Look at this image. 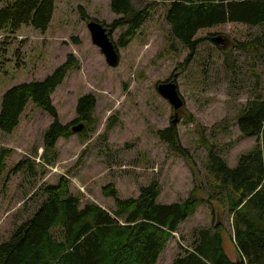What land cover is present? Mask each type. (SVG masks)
Masks as SVG:
<instances>
[{"label":"rangeland","instance_id":"1","mask_svg":"<svg viewBox=\"0 0 264 264\" xmlns=\"http://www.w3.org/2000/svg\"><path fill=\"white\" fill-rule=\"evenodd\" d=\"M169 2L156 3L126 48L117 45L122 31H112L110 37L120 53L115 68L94 45L88 28L91 20L111 27L121 18L112 12L111 0H57L45 34L25 26L15 33H0V110L7 90L43 81L73 55L79 66L52 95L53 104L61 123L71 125L79 118V98L91 94L97 102L98 120L87 139L75 133L60 139L57 160L51 165L42 160V154L44 135L53 119L41 109L30 104L12 134L0 132V151L12 152L0 179V244L39 208L45 198L41 189L56 185L62 176L83 205L95 203L109 210L115 209V202L104 196L106 187L114 186L122 199L137 198L142 186L158 180L159 203H181L194 195L201 204L180 225L157 264H173L183 254L179 245L192 248L198 232L214 231L218 220L227 255L238 259L233 218L226 205L210 200L214 187L208 182V152L199 144L198 130L205 129V137L231 168L256 147V138L241 135L237 118L256 94L264 97V27L228 23L201 30L196 36L201 44L187 62L190 51L186 46L171 48L174 39L166 19ZM134 3L144 6L148 1ZM215 38L224 42L217 43ZM257 39L263 46L255 43ZM240 45L247 46L242 49ZM171 82L177 84L184 102L180 112L158 91L161 84ZM175 119H179L177 124ZM110 124L115 125L108 130ZM172 124L177 125L180 147L187 151L184 155L157 135ZM20 162H25V169L12 173Z\"/></svg>","mask_w":264,"mask_h":264},{"label":"trees","instance_id":"2","mask_svg":"<svg viewBox=\"0 0 264 264\" xmlns=\"http://www.w3.org/2000/svg\"><path fill=\"white\" fill-rule=\"evenodd\" d=\"M142 1L148 3L137 6L134 0H111L112 12L121 16L111 25L112 30L122 31L118 47L126 48L137 37L160 0ZM56 2L0 0V4L5 3L0 9V33L4 30L15 33L25 26L45 34L53 21ZM81 14L87 19L84 9ZM166 19L174 39L171 48L178 50L177 44L186 46L190 51L188 62L201 44V39L196 38L201 30L228 23L264 27V0H170ZM255 43L261 44L259 39ZM78 66L77 59L70 55L43 81L13 86L2 98L0 132L3 134L10 135L19 127L30 104L53 119L44 135L42 160L47 165L57 160L58 141L73 136V124H85L77 133L83 139L97 127V102L91 94L79 98L76 106L79 118L71 125L61 123L52 101V95L68 73ZM237 120L241 135L256 138L257 145L240 157L235 168L229 167L217 154L216 146L205 137V129L198 131L199 144L208 152V182L214 187L210 188V200L226 205L233 218L238 259L233 261L227 255L223 231H220L222 224L218 220L214 231L198 232L192 248L179 245L183 254L173 264H264V97L256 94ZM114 125H108V130ZM157 135L173 151L187 153L180 147L177 125L159 130ZM11 154L6 149L0 151V179ZM24 169L25 162H20L12 173ZM41 192L45 198L39 208L0 244V264H157L180 225L201 204L194 195L181 203H159L158 180L142 186L137 198L122 199L114 186L106 187L104 196L115 202L112 210L95 203L83 205L71 193L70 181L64 176L56 185L44 186Z\"/></svg>","mask_w":264,"mask_h":264},{"label":"water","instance_id":"3","mask_svg":"<svg viewBox=\"0 0 264 264\" xmlns=\"http://www.w3.org/2000/svg\"><path fill=\"white\" fill-rule=\"evenodd\" d=\"M88 28L91 33V38L95 46L99 47L105 56L107 64L111 68H115L120 64V53L116 48L115 43L112 41L110 34L112 33L111 27H106L98 21L91 20L88 23ZM215 42L223 43L222 38H215ZM160 95L168 100L175 112H180L184 106L178 86L176 83H164L158 87ZM179 119H175L174 123L177 124ZM85 127L84 123H80L72 127L73 133H80Z\"/></svg>","mask_w":264,"mask_h":264}]
</instances>
